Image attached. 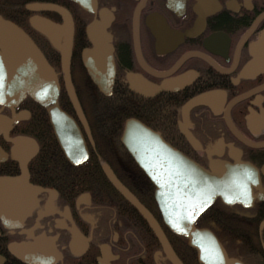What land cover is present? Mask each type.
Wrapping results in <instances>:
<instances>
[{
  "label": "flooded vegetation",
  "instance_id": "flooded-vegetation-1",
  "mask_svg": "<svg viewBox=\"0 0 264 264\" xmlns=\"http://www.w3.org/2000/svg\"><path fill=\"white\" fill-rule=\"evenodd\" d=\"M0 16L22 29L52 67L58 105L87 151L82 163L69 162L49 121L52 103L0 104L1 116L22 114L8 138L29 135L40 152L39 118L56 152L49 164H27V182L37 187L29 213L0 215V264H203L164 221L156 185L122 139L130 119L157 134L151 142L161 140L203 169L251 166L252 205L217 197L194 225L211 230L228 256L264 264V0H0ZM97 43L106 44L114 69L111 78L100 67V85L85 63ZM67 45L80 111L65 84ZM8 138L0 134V178L19 174ZM104 166L150 213L168 249Z\"/></svg>",
  "mask_w": 264,
  "mask_h": 264
},
{
  "label": "water",
  "instance_id": "water-1",
  "mask_svg": "<svg viewBox=\"0 0 264 264\" xmlns=\"http://www.w3.org/2000/svg\"><path fill=\"white\" fill-rule=\"evenodd\" d=\"M97 46H99L97 49L86 53L85 63L94 81L100 85L105 81V77L96 75L100 67L110 73L112 78L113 63L106 44L97 43ZM69 47L67 45L62 48V67L72 103L80 111L68 73ZM0 49V104L11 107L19 103L25 94H29L43 106L52 103L47 111L55 137L71 164L83 162L87 157V151L79 134H76L78 130L75 123L57 104L58 83L52 68L28 36L17 26L1 17ZM95 56L104 57L105 63L103 65L94 64ZM40 87L46 90L44 94L39 93ZM20 119V113L14 120L8 121L0 117V124L7 126L4 127L7 129L13 121ZM155 137H158L157 134L148 127L137 120L130 119L127 121L122 139L136 161L156 185V197L170 223H173V228L189 237V244L197 249L199 261L203 264H220L221 255L223 264H243L240 260L229 257L221 243L213 237L209 230H197L193 223L197 215L209 206L217 195L221 196L226 203L238 201L244 194L250 195L251 187L256 181L251 166L245 162L216 163L206 170L186 158L181 152L169 147L159 138L160 141L151 142L150 138ZM11 141L14 144L12 157L20 161L25 175L26 162L36 153L37 144L33 138L24 135L17 136ZM20 144H24L29 149L27 161L23 164L18 154ZM104 168L111 182L140 209L162 238L160 229L152 217L148 216L146 209L123 188L108 168L105 166ZM23 178H0V215L4 219L6 216L14 219L27 215L35 203L37 187L30 185L26 176L25 179ZM172 183L178 187L179 194L177 193L175 197H172L168 191V186ZM194 187L199 190H195ZM172 198L176 199L177 206L182 208V217L170 216Z\"/></svg>",
  "mask_w": 264,
  "mask_h": 264
},
{
  "label": "bare ground",
  "instance_id": "bare-ground-1",
  "mask_svg": "<svg viewBox=\"0 0 264 264\" xmlns=\"http://www.w3.org/2000/svg\"><path fill=\"white\" fill-rule=\"evenodd\" d=\"M0 51H1V49H0ZM39 91V93L40 94H44L45 92H46V90L43 88V87H40V89L38 90ZM25 98H29V99H32V100H34L35 102H36V100L33 98V97H30L29 95H27V94H25V96L21 99V101H23V100H26ZM11 118L9 117L8 118V121L10 120ZM2 127L4 128H6L7 126H5V125H3V124H0V134L2 133L6 138H8L9 137V129L7 128V129H2ZM4 132H5V134H4ZM78 132V133H77ZM76 134L78 135L79 134V138L81 139V140H83V137L81 136V132H80V130L79 131H76ZM8 139H10V138H8ZM10 140H12V139H10ZM135 142V141H134ZM59 146H60V148H61V145L59 144ZM19 150H18V154L20 155V157H21V159H22V164L23 163H25L26 161H27V153L29 152V149H28V147L27 146H25L24 144H20V146H19V148H18ZM1 151V150H0ZM3 154H4V152L3 151H1ZM62 152H63V150H62ZM10 153H11V155L14 153V149H13V146H11V150H10ZM64 153V152H63ZM39 154V151H38V148H37V151H36V153L35 154H33L32 155V157L30 158V159H28V161L26 162V174L24 175V173H23V166L21 165V163H20V161L18 160V159H15L17 162H18V173L19 174H17V175H15V177H12V178H18V177H24L23 179H25V176H26V178L28 179V176H29V173H28V169H27V164H28V162L31 160V159H33V158H35V159H39V158H41L40 157V155H38ZM65 155V154H64ZM115 177V176H114ZM116 178V177H115ZM116 180H117V178H116ZM118 181V180H117ZM119 182V181H118ZM256 182V181H255ZM120 183V182H119ZM121 184V183H120ZM122 185V184H121ZM255 185V184H254ZM254 185H252V187L254 186ZM123 186V185H122ZM252 187H251V190H252ZM123 188L126 190V191H128L124 186H123ZM194 189L195 190H199V189H196L195 187H194ZM168 191H169V193H170V195L172 196V197H175V196H177V193L179 194V192H177L178 191V187L174 184V183H172V185L170 184V186H168ZM129 192V191H128ZM130 193V192H129ZM123 194V193H122ZM250 194H251V192H250ZM124 195V194H123ZM167 195H168V193H167ZM125 196V195H124ZM35 197H36V195H35ZM126 197V196H125ZM217 197H221V196H219V195H217V196H215V198H217ZM215 200V199H214ZM223 200V199H222ZM172 201H173V205H171V207H170V210H169V212H170V216L171 217H177V216H179V217H182L183 216V212H182V208L181 207H178L177 206V201H176V199H174V198H172ZM224 201V200H223ZM225 202V201H224ZM235 203H242V204H248V206H251L252 204L250 203V202H252V197H250V195H248V194H244V195H242L240 198H239V200L238 201H234ZM234 202H232V203H226L225 202V204H227V205H231V204H233ZM35 203H36V199H35ZM35 203H33V205H32V207L35 205ZM172 203V202H171ZM213 203V202H212ZM211 203V204H212ZM208 207H206L205 208V210L207 209ZM31 209V208H30ZM138 210L140 211V209L138 208ZM141 212V211H140ZM146 212H147V214H148V216H151L150 215V213L146 210ZM161 212L163 213V216H164V218H165V220L164 221H166V223L168 224V225H170L171 226V229L175 232V233H178V232H176L177 230H174V229H176V228H174L173 229V227L174 226H172V224L173 223H170V221H169V219L167 218V216H166V213H165V211H163V210H161ZM142 213V212H141ZM143 214V213H142ZM143 216L147 219V217L143 214ZM152 217V216H151ZM152 219H153V217H152ZM172 219V218H171ZM148 220V219H147ZM173 220H175V219H173ZM153 221H154V219H153ZM155 222V221H154ZM263 224V222H261V224H260V226ZM157 225V224H156ZM158 226V225H157ZM158 228H159V226H158ZM160 229V228H159ZM155 231V230H154ZM156 232V231H155ZM157 234V233H156ZM212 235H213V237L218 241V242H220L219 241V239H218V237L212 232L211 233ZM158 235V234H157ZM185 238H187V242H188V244H189V237L188 236H186V235H184V234H182ZM159 236V235H158ZM160 237V236H159ZM160 239H161V244H162V246L164 247V248H166V249H168L169 247V245H168V242H167V240H166V238L165 237H160ZM221 243V242H220ZM189 246L190 247H192L193 249H195L196 251H197V249L195 248V247H193L192 245H190L189 244ZM197 256H198V259H199V253H198V251H197Z\"/></svg>",
  "mask_w": 264,
  "mask_h": 264
},
{
  "label": "trees",
  "instance_id": "trees-1",
  "mask_svg": "<svg viewBox=\"0 0 264 264\" xmlns=\"http://www.w3.org/2000/svg\"><path fill=\"white\" fill-rule=\"evenodd\" d=\"M118 104V103H117ZM39 118L35 119L36 123L35 128H34V132H36V128L40 127V130L43 132L42 134H38V139L43 143L41 151L39 152L38 155H40L41 158L37 159L41 164H49V156L52 154V156H54V153H56L53 150V145H52V141H49L48 139H51V135L48 133L47 131V125H41V123L39 122ZM49 128V127H48ZM88 164H83L81 165V168L86 167Z\"/></svg>",
  "mask_w": 264,
  "mask_h": 264
},
{
  "label": "snow or ice",
  "instance_id": "snow-or-ice-1",
  "mask_svg": "<svg viewBox=\"0 0 264 264\" xmlns=\"http://www.w3.org/2000/svg\"><path fill=\"white\" fill-rule=\"evenodd\" d=\"M220 264H223V256L220 257Z\"/></svg>",
  "mask_w": 264,
  "mask_h": 264
}]
</instances>
